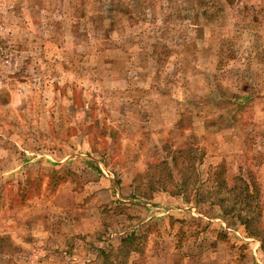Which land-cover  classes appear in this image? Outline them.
<instances>
[{
    "label": "rangeland",
    "instance_id": "374dc122",
    "mask_svg": "<svg viewBox=\"0 0 264 264\" xmlns=\"http://www.w3.org/2000/svg\"><path fill=\"white\" fill-rule=\"evenodd\" d=\"M0 264H264V0H0Z\"/></svg>",
    "mask_w": 264,
    "mask_h": 264
},
{
    "label": "trees",
    "instance_id": "16d2710c",
    "mask_svg": "<svg viewBox=\"0 0 264 264\" xmlns=\"http://www.w3.org/2000/svg\"><path fill=\"white\" fill-rule=\"evenodd\" d=\"M262 243V242H261ZM263 248V247H262Z\"/></svg>",
    "mask_w": 264,
    "mask_h": 264
}]
</instances>
